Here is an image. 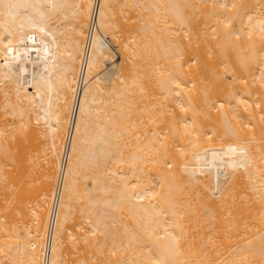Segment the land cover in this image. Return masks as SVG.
<instances>
[{
    "label": "bare ground",
    "instance_id": "1",
    "mask_svg": "<svg viewBox=\"0 0 264 264\" xmlns=\"http://www.w3.org/2000/svg\"><path fill=\"white\" fill-rule=\"evenodd\" d=\"M85 57L51 264H264V0H0V264H41Z\"/></svg>",
    "mask_w": 264,
    "mask_h": 264
},
{
    "label": "built area",
    "instance_id": "2",
    "mask_svg": "<svg viewBox=\"0 0 264 264\" xmlns=\"http://www.w3.org/2000/svg\"><path fill=\"white\" fill-rule=\"evenodd\" d=\"M86 75H87V66H86V57H85L82 62L80 73L78 76L77 88H76V102H75L74 110L69 125L67 127V131L62 145L60 165L58 169V177L55 185L54 196L50 206V213L47 223L45 242L42 251L41 264H51L53 244L55 241L58 217L60 212L62 189L65 182V177L70 160L72 142L74 137L77 103L86 83Z\"/></svg>",
    "mask_w": 264,
    "mask_h": 264
},
{
    "label": "rangeland",
    "instance_id": "3",
    "mask_svg": "<svg viewBox=\"0 0 264 264\" xmlns=\"http://www.w3.org/2000/svg\"><path fill=\"white\" fill-rule=\"evenodd\" d=\"M114 43H115V42H114ZM114 47L117 49V48H118L117 44H116V46H114ZM116 58H117V59L119 58V54L116 55ZM118 60H119V59H118ZM109 70H110V69H108V71H109ZM39 127L41 128L42 126H39ZM41 130H43V128H42ZM39 138L42 140V139H44L45 137L40 136ZM40 139H39V143L41 144ZM45 140H46V139H45ZM45 140H44V141H45ZM35 141L38 143V139H36ZM46 142H47V141H46ZM39 143H38V144H39ZM45 144H46V143H45ZM45 144H41L42 147H43ZM43 156L45 157V155L42 153V158L40 157V159H39V161H37V163H36V161H34V163H33V165H35V163H36L35 166L37 167V168L35 167V170H32V168H33L34 166L31 168L32 172H34L33 175H32V173H31V176H32V179H33V180H36V178L38 177V175H40V173H38V171H39L40 169H41V171H42V170H43L44 163H46V162H45L46 160H44V157H43ZM41 167H42V168H41ZM33 169H34V168H33ZM55 169H56V173H57L58 168H55ZM35 171H37V172L35 173ZM41 171H40V172H41ZM56 173H55V176H56ZM35 174H36V176L34 177ZM55 181H56V180H55ZM36 183H37V182H35L34 185H36ZM54 186H55V185H54ZM51 201H52V200H50V202H51ZM49 206H50V204H49ZM49 206H48V209H49ZM19 221H20V219H19ZM73 251L75 252V254H73V256H71V257H73V259H74V258L76 259V256H77L76 254L79 255V251H77V250H73ZM76 251H77V252H76ZM74 255H75V257H74ZM71 260H72V259H71ZM71 263H72V261L70 262V264H71Z\"/></svg>",
    "mask_w": 264,
    "mask_h": 264
}]
</instances>
